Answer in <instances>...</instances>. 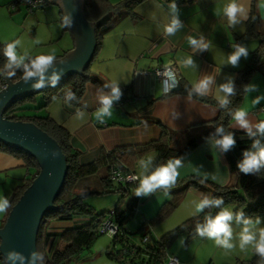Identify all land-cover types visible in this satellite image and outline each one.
Listing matches in <instances>:
<instances>
[{
	"label": "crops",
	"instance_id": "crops-1",
	"mask_svg": "<svg viewBox=\"0 0 264 264\" xmlns=\"http://www.w3.org/2000/svg\"><path fill=\"white\" fill-rule=\"evenodd\" d=\"M10 1L0 0V14L6 15L15 25L13 27L19 31L15 36L27 33L31 38L34 37L33 41L40 40L36 43L37 46H42L38 53L54 50L59 59L74 48L72 29L60 27L64 12L58 3L50 2L37 11L28 13L22 3L18 4L15 10H9ZM105 2L115 5L123 0ZM176 2L184 27L175 36L168 38L160 34L152 19L153 14L157 17L163 15L161 10L154 7L153 0L140 3L132 17L126 15L124 9L110 11L112 16L104 25L100 48L90 62L89 70L104 84L114 79H122L120 87L126 90L120 100L114 102L112 116L105 118L104 123L98 122L95 118L98 107L96 93L102 87L91 82L86 84L78 106L63 103V93L65 89H69L68 87L39 112L48 115L69 132L70 145L79 151L80 164L97 160L102 151L109 152L114 149L121 151L123 148L156 142L161 136L162 126L175 133L174 146L180 148L188 140L193 128L217 117L216 106L194 97L189 100L187 94L179 91V85L170 94L164 92L161 79L153 75L154 70L173 65L177 72L178 84L180 82L184 87H190L192 81L206 73L216 75L219 72L217 82H222L224 75L232 74L236 82L238 72L246 67L252 53L258 47V41L252 37H244L249 19L233 30L227 27L226 22L215 16L214 10L222 0H176ZM245 4L250 9L249 18L254 5L258 15L255 30L264 33V0H245ZM166 11L165 7L164 12ZM201 34L211 42L209 51L194 55L198 69H180L175 64L176 60L191 54L186 37L188 35L199 37ZM15 36L12 40L17 39ZM236 43L249 49L248 57L241 58L238 67L223 66L227 54L232 51L231 45ZM248 83L257 85L259 92H252L247 96L244 94L237 107H244L253 121L264 119V110L260 109L264 106V100L259 104H252V99L256 95L264 94V54ZM208 98L215 100L212 96ZM77 109L86 114L83 122L74 118ZM148 154L155 156L153 152ZM181 161L182 166L177 170L175 186L169 193L165 195L163 191H158L148 197H142L136 208L134 215L140 221V226L152 220L164 206L175 205L163 221L153 226L152 235L155 238L161 237L190 218L189 202L202 194L211 196L210 186L237 184V173L229 170L223 153L211 148L207 139L183 156ZM133 170L137 174L136 163ZM27 175L22 159L0 152V195L8 197L10 186L14 189L22 184ZM191 176L204 181L202 188L187 187L182 183L183 179ZM226 207L233 210L235 208L233 205ZM5 216L6 214L0 216V228ZM260 217L264 220V214ZM74 224L50 221L47 226V232L52 234L49 246L54 244L62 248L65 243L62 245L63 241L59 234ZM145 227H148V224H145ZM181 237L186 240V234H182L170 248L171 253L182 258L180 264H239V261L247 259L251 252L242 253L238 249L226 252L215 246L213 241L198 238L191 239L193 245L190 243L186 248L185 243L183 246L178 243ZM0 264H3L1 259Z\"/></svg>",
	"mask_w": 264,
	"mask_h": 264
},
{
	"label": "trees",
	"instance_id": "trees-1",
	"mask_svg": "<svg viewBox=\"0 0 264 264\" xmlns=\"http://www.w3.org/2000/svg\"><path fill=\"white\" fill-rule=\"evenodd\" d=\"M27 1L11 0L8 8L13 11L19 6L18 4L22 3L29 13L35 12L50 3V1H47L30 11ZM143 1L145 0H123L121 3L112 5L106 3L105 0H85L83 12L87 21L92 23H95L107 12H116L120 9H124V13L132 17L135 15V8ZM257 20L258 15L253 5L244 37L257 39L258 47L252 53L246 67L238 72L235 82L237 95L232 98L231 107H237L241 101L245 94L242 86L248 83L250 76L257 69L260 59L264 54V33H258L255 30ZM104 30V26L95 28L96 46L91 61L95 58L100 48ZM0 46H2V42H0ZM3 62L4 58L0 56V65ZM89 64L82 73H72L61 78L56 87H45L37 93L15 100L9 104L3 113V118L6 120L32 123L46 132L59 145L67 165L64 182L53 203L54 208L46 212L41 221L36 238V250L41 251L45 255L46 264H76L75 261L81 252L89 248L95 238L104 233L100 232V228L103 222L108 219L117 226L116 232L111 234L112 244L106 251V256L110 260L116 264H165L169 248L180 235L186 234L185 245L193 238L204 239L195 234L196 218L190 217L161 237L155 238L152 235L153 226L163 221L175 207L173 204H168L152 220L145 223L148 224V227H145V224L142 223L136 232H131L127 225L132 215L135 214L140 197H136L132 192L137 182L134 180L126 181L125 178L128 175H136L133 170L134 164L140 157L150 152L155 154L156 164L164 163L169 159H181L206 139L216 126L223 125L227 128L230 118L224 110L218 109L217 117L193 128L189 133L188 140L180 148L174 146V142L176 141L174 140L175 133L162 126L161 136L156 142L143 146L123 148L121 151L117 149L109 152L102 151L97 160L87 164H80L79 151L71 147L69 132L53 121L48 115L39 114V112L52 99L59 97L60 92L65 88L69 87L76 94L78 99L72 101L71 105L78 106L87 83L91 82L103 87L104 83L90 72ZM20 75L21 73L18 72L16 79L11 81L15 82L19 80ZM178 85L180 86L179 91L187 94L186 87L182 86L180 82ZM121 89L122 93L126 90L124 88ZM172 92L173 89L167 94ZM194 98L217 107L216 101L211 98ZM229 130L234 132L237 143L233 149L223 153V155L227 161L229 170L238 175L237 184L210 186L211 196L222 197L224 207L233 205L235 206L234 211L244 210L246 215L261 216L264 214V177H258L255 174H244L239 172L237 168V162L242 158V151L250 146L251 140L243 131ZM0 152H5L22 159L29 175L7 197L13 206L38 175L40 167L37 159L22 149L0 142ZM102 166L107 171L106 176L102 178V183L104 184L102 194L109 192L118 193L121 198H124L125 202L121 208H119V203H117L107 213H96L95 209L84 201L85 194H76L74 187L79 178L96 173ZM113 177L118 180L112 179ZM182 183L187 187L202 188L204 181L191 176L183 179ZM11 208L6 214L3 224ZM215 211L218 210H213V214ZM202 217L203 213L199 218L202 219ZM78 218L84 219L76 220ZM50 221L75 223L73 227L59 234V238L65 243L62 248H58L54 244L49 246L52 234L46 232V228ZM145 237H147V240L144 242L143 239ZM0 259L2 262L4 261L1 255ZM256 260L257 257L252 253L250 258L239 261V264H256Z\"/></svg>",
	"mask_w": 264,
	"mask_h": 264
},
{
	"label": "clouds",
	"instance_id": "clouds-1",
	"mask_svg": "<svg viewBox=\"0 0 264 264\" xmlns=\"http://www.w3.org/2000/svg\"><path fill=\"white\" fill-rule=\"evenodd\" d=\"M40 2L42 3L43 0ZM153 4L155 8L163 12L160 17L155 14L152 16L163 37L175 36L183 29L184 23L179 17L176 0H164V2L153 0ZM165 7L166 12H164ZM249 11L245 0H222V3L214 10V14L221 21L226 22L228 28L235 30L238 25H242L249 19ZM72 23L71 13H65L60 27H70ZM186 40L191 54L179 57L175 64L180 69L196 70L198 65L194 55L209 51L211 42L203 34L199 37L188 35ZM231 47L232 51L227 54L223 66L238 67L241 58L248 57L249 49L240 43L233 44ZM0 56L4 58L3 64L0 65V80H14L19 72L21 73L19 79L29 84L33 90L56 87L63 74V69L57 68V56L54 50L48 53L33 54L24 47L19 38L4 41L0 46ZM59 63H64V61L61 60ZM217 75L220 73L203 74L192 81L190 87L186 86L189 100L193 97L212 96L217 108L224 110L230 118L228 127L216 126L206 138L207 142L219 153H226L237 143L234 132L229 129L242 130L251 140V144L242 151V158L237 162V168L241 173L264 177V119L253 121L244 107H231L232 98L237 95L234 75H224L222 82H217ZM164 77L163 83L166 90L177 86V72L173 65L166 66ZM121 80L114 79L106 82L102 88L97 90L98 107L95 111V118L98 122L104 123L105 118L112 116L114 102H118L122 96ZM124 81L127 82V80ZM242 89L246 96L252 92H259L258 86L253 83L243 85ZM3 90V87H0V91ZM62 99L64 104L71 106V102L78 98L69 88L64 90ZM261 100H264V94L256 95L252 99V104H259ZM85 115L84 111L77 109L74 118L83 122ZM51 154L53 157L57 155L55 150ZM181 166L182 161L179 158L156 164L153 154L140 157L136 162L137 174L132 177V180L137 182L132 190L133 194L142 198L163 191L167 195L169 190L175 186L177 170ZM223 205L222 197L204 194L189 202L188 214L196 218L195 234L200 238L213 241L215 246L226 252L236 249L242 253L251 251L257 257L256 264H264V220L259 215L249 216L244 210L234 211ZM11 207L9 199L0 195V216L7 214ZM213 210L218 211L213 214ZM202 213L203 217L200 219ZM178 243L183 246L184 238L181 237ZM3 264H46V260L45 255L36 249L31 250L27 255L16 249H9L4 254Z\"/></svg>",
	"mask_w": 264,
	"mask_h": 264
},
{
	"label": "water",
	"instance_id": "water-1",
	"mask_svg": "<svg viewBox=\"0 0 264 264\" xmlns=\"http://www.w3.org/2000/svg\"><path fill=\"white\" fill-rule=\"evenodd\" d=\"M58 3L65 13H71L75 45L62 58L57 59V68L63 69L61 78L82 73L93 56L96 37L95 28L104 26L111 18L108 12L95 23L84 16V0H49ZM64 63H59V61ZM0 91V142L22 149L38 161L40 170L32 183L24 190L12 206L5 223L0 228V255L9 249H16L25 255L36 249L37 233L46 212L54 208L53 203L65 179L67 165L57 144L46 132L32 123L10 121L3 118L6 108L15 100L39 90H33L22 80L11 82ZM41 90V89H40ZM55 150L57 155L52 156Z\"/></svg>",
	"mask_w": 264,
	"mask_h": 264
},
{
	"label": "rangeland",
	"instance_id": "rangeland-1",
	"mask_svg": "<svg viewBox=\"0 0 264 264\" xmlns=\"http://www.w3.org/2000/svg\"><path fill=\"white\" fill-rule=\"evenodd\" d=\"M13 26H15L12 21L3 14H0V42L1 41H11L16 35L18 30H16ZM13 27V28H12ZM22 40L24 47L28 48L33 54L40 52L39 48L42 46H37L36 41H40L39 39L31 38L27 33H20L15 36ZM37 48V49H36ZM106 168L104 166L100 167L98 171L94 174L79 178L75 183V193L76 194H85L84 201L92 206L95 209L96 213H107L114 206L119 203V208L122 207L125 202L124 198H121L120 194L109 192L106 194H102V190L104 189V184L102 183V178L106 176ZM18 185V184H17ZM11 190H8L7 194H12L13 186H10ZM140 221L136 218L135 215H132L128 222V228L131 232H136L139 228ZM48 226V225H47ZM48 227L46 228L47 232ZM179 238V237H178ZM186 241V240H185ZM184 241V243H185ZM191 240L188 241L184 247H189L193 245ZM112 244V237L110 233L100 234L95 238L93 243L89 246V248L83 250L81 252L78 259H76V264H116L112 260H110L106 256V251ZM64 245V242L62 243ZM172 247V246H171ZM170 247V248H171ZM168 250V254H173ZM174 255V254H173ZM252 253L247 258H250ZM180 257V256H179ZM182 261V258H179ZM180 261V262H181ZM182 263V262H181Z\"/></svg>",
	"mask_w": 264,
	"mask_h": 264
},
{
	"label": "built area",
	"instance_id": "built-area-1",
	"mask_svg": "<svg viewBox=\"0 0 264 264\" xmlns=\"http://www.w3.org/2000/svg\"><path fill=\"white\" fill-rule=\"evenodd\" d=\"M49 0H43V2L41 3L40 0H28L27 1V4L29 6V10L32 11L33 9L37 8L38 6L44 4L45 2H47ZM166 70V67H162V68H157L154 70V73L153 75L156 76L157 78L161 79L162 81V84H163V90L164 92L168 93L170 90H166L165 89V85L163 83V80L165 79L164 77V72ZM178 79V78H177ZM5 80H0V87H3V89L7 86L6 82L4 83ZM178 86V84H177ZM176 86V87H177ZM175 87V88H176ZM174 89V88H173ZM261 110H264V106L260 108ZM134 175H128L125 179L126 181H133L132 180V177ZM112 179H115V180H118L117 178H112ZM116 229H117V226L110 220L106 219L104 222H103V225L101 226L100 228V232H104V233H110V234H114L116 232ZM147 240V237H145L143 239V241L145 242ZM165 264H180V260L178 259L177 256L173 255V254H168L167 256V260L165 262Z\"/></svg>",
	"mask_w": 264,
	"mask_h": 264
}]
</instances>
